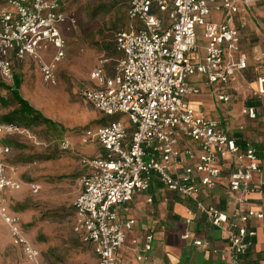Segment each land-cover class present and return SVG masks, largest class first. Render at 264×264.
<instances>
[{"label":"built area","instance_id":"obj_1","mask_svg":"<svg viewBox=\"0 0 264 264\" xmlns=\"http://www.w3.org/2000/svg\"><path fill=\"white\" fill-rule=\"evenodd\" d=\"M1 1L7 5L0 7V79L8 84L13 77L12 60L37 58L48 47L54 49V61L63 56L64 34L78 26L70 7L77 0ZM256 1L130 0L128 26L114 36L116 49L121 53L114 74L106 76L103 68L97 66L90 74L95 85L82 91L83 98L107 118L82 133L83 143L95 140L103 152L80 157L85 171L80 175V190L73 202V229L82 241L92 245L97 264H118L117 250L123 245L125 228L133 220L121 223L117 209L134 193L146 191L155 177L167 189L191 199L193 209L186 222L199 213L214 226L226 223L228 214L203 203L198 192L201 186L216 185L222 160L236 161L227 177L230 195L242 191L239 200L245 202L246 196L259 188L251 184L252 175L264 173V166L257 161L253 144H237L216 119L196 112L188 101L189 95L199 93V88L189 83L192 75H202L211 87L221 84L237 90L236 82L247 65V57L238 50V31L228 20L240 5ZM212 9L223 11L225 19L209 21ZM198 28L205 39L204 55L193 61L189 53L197 49ZM53 70V63L40 61L44 82H55ZM254 72L256 86L251 89V97L264 105V64L256 66ZM214 89L217 99L229 100L228 94ZM242 112L250 119L256 116L252 105H244ZM19 131L13 123H0V133ZM183 138L196 147H180ZM58 144L62 150L71 148L67 139ZM8 152L9 147L0 144V219L8 227L13 243L21 246L25 258L32 264H43L39 251L26 237L19 216L5 204L4 190H17L22 185L12 175L13 167L7 172L3 157ZM194 176H198L199 184L193 182ZM30 188L36 192L39 186L30 183ZM235 217L238 224L227 230V243L234 255H242L252 246L255 234L246 227L247 221L260 219L263 213L249 208ZM151 242L149 234L145 251L151 248ZM233 262L237 264L236 259Z\"/></svg>","mask_w":264,"mask_h":264},{"label":"crops","instance_id":"obj_2","mask_svg":"<svg viewBox=\"0 0 264 264\" xmlns=\"http://www.w3.org/2000/svg\"><path fill=\"white\" fill-rule=\"evenodd\" d=\"M160 16L164 18L165 14H160ZM224 19L223 11L210 10L208 15L209 21L221 22ZM228 22L237 29L239 34L238 50L247 57V65L236 82L237 90H233L229 85L221 84H215L211 87L205 83L202 75H192L189 77V83L198 87L199 93L189 95L188 101L196 112L216 119L225 132L235 137L237 144L242 145L245 141H250L256 150L257 161L261 166H264V105L259 99L251 97V89L256 86L254 68L260 64H264V0H258L246 6L240 5L238 10L230 16ZM198 30L197 49L189 53V58L193 61L201 59L204 55L205 39L202 36L201 29L198 28ZM114 48L119 53V58L121 53L116 49L115 41ZM118 58L113 66L107 64L108 59H101L100 66L103 68L106 76L114 74ZM26 59H29V57H26L24 60ZM22 61L12 60V68L14 67V63ZM0 82L2 85L6 84L1 79ZM92 82L93 85L91 87L95 85L93 80ZM214 87L218 88L220 92L228 94L229 100L223 101L217 99ZM14 88L16 86H5V90H8L12 97L11 91ZM244 105L254 106L256 111L255 118L250 119L242 112ZM15 106L14 109L18 107L16 101ZM30 106L32 105L30 104ZM33 108L37 110L35 107ZM37 111L40 112L39 110ZM9 112L1 115L0 123L16 122L19 125L26 126L17 125L21 129L19 132L11 134L0 133V144L9 147V152L3 157L7 166V172H9L10 167H13L14 172H12V175L20 181L21 178L26 181H37L33 177L37 167H45L47 165H39L34 167L30 172L26 171V163L27 165L31 164L30 161L34 163L39 159V156L37 153H34V147L30 143V138L24 135V132H28L29 130L34 132L35 127L33 124L39 123L31 122L28 119V121L22 122L16 117H8ZM101 116L103 120L100 123H103L107 118L102 114ZM84 144L87 145L81 148L83 153L86 154L82 156H98L103 152L101 145L95 140ZM179 146L195 148L196 144L189 139L183 138ZM53 158L54 154H49L40 158V160L41 162H46ZM81 166L83 173L85 167L82 164ZM235 167L236 161L234 159L225 158L222 160V170L216 185L211 188L201 186L198 192V198L203 203L215 206L228 214V221L222 226L212 225L204 215L199 213H196L189 222H186V218L189 217L188 212L193 209L191 199L176 191L167 189L156 177L153 178L150 187L146 191L134 193L129 201L120 205L117 209L118 220L121 223L129 219L133 220L131 226L125 228L123 245L117 250L118 264H234V259H236L237 264H264V173H253L251 184L259 188L249 193L246 196L245 202H241L239 197L242 196V191H237L233 195H230L227 191V177ZM38 182L40 185L37 184L39 188L36 192L31 190L29 183V189L32 194H37L41 186H43L41 181ZM193 182L199 184L198 176H194ZM29 189L27 186L24 185L22 187L21 185L17 190H4L5 204L11 213L16 214L10 209L9 198L14 196L20 200L19 202H22L24 201V197L31 196ZM249 208L261 211L263 217L260 219L250 218L247 221L246 227L255 232L252 237V246L245 254L234 255L227 243V230L232 224H238L235 215L243 213ZM15 211L21 215V218H24L26 215L23 207L22 210ZM73 217L74 227V206ZM0 222L4 224L1 219ZM20 223L23 227L21 220ZM4 226H2L3 235L0 234V244L10 242L11 245L20 250L24 264H32L25 258L21 246L13 243L8 227L5 224ZM24 232L32 245L39 251L40 259L45 264L38 244L30 236L29 230H24ZM75 233L79 236L81 242L86 243L90 247L94 264H97V257L92 245L82 241L80 234ZM149 234L152 235L151 248L145 251V238ZM139 256H141L140 259H138Z\"/></svg>","mask_w":264,"mask_h":264},{"label":"rangeland","instance_id":"obj_3","mask_svg":"<svg viewBox=\"0 0 264 264\" xmlns=\"http://www.w3.org/2000/svg\"><path fill=\"white\" fill-rule=\"evenodd\" d=\"M129 1L71 2L78 26L72 32H65L63 56L54 61V49L48 47L39 52L37 58L16 62L12 80L3 84L4 87L0 86V117L16 107L5 86H16L24 99L55 123L54 126L33 124L34 132H24L30 138L34 153L39 156L34 163H26V171L30 172L39 165H47V168L37 167L33 175L37 181L21 178L22 187L25 185L29 189V183L40 185L38 181L43 186L37 194H32L29 189L31 196L24 197L22 202L14 196L9 198L10 209L20 217L24 230H29L38 244L45 264H94L90 247L73 231V200L79 192L82 173L79 160L86 154L81 148L87 145L82 142V133L94 128L103 118L83 98L82 91L93 85L90 74L102 60L108 59L110 66L115 64L119 53L114 48V35L128 26L126 11ZM5 5V1L0 2V7ZM40 61L54 64L53 84L42 80ZM124 119L122 116L121 120ZM61 139H67L72 148L60 149L58 142ZM49 154H54V158L41 162L40 158ZM22 207L26 211L24 218L15 211L22 210ZM2 226L4 224L0 222V234L3 235ZM0 261L1 264H24L20 250L10 242L0 244Z\"/></svg>","mask_w":264,"mask_h":264},{"label":"trees","instance_id":"obj_4","mask_svg":"<svg viewBox=\"0 0 264 264\" xmlns=\"http://www.w3.org/2000/svg\"><path fill=\"white\" fill-rule=\"evenodd\" d=\"M0 86H4V85L1 84ZM11 92L13 94L15 101L18 104V107L16 109H13L12 111H10L8 114V117H14V118L16 117L20 121L22 119L23 120L28 119L31 122H36L39 124H45L48 126H54L55 125V123L53 121H51L47 117L43 116L40 112H38L32 106H30V104L18 94L16 88L12 89Z\"/></svg>","mask_w":264,"mask_h":264}]
</instances>
